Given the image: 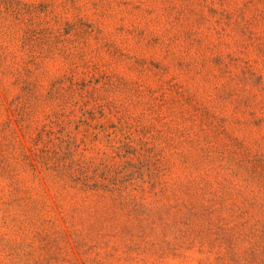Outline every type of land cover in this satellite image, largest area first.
I'll return each mask as SVG.
<instances>
[{"label":"rangeland","instance_id":"obj_1","mask_svg":"<svg viewBox=\"0 0 264 264\" xmlns=\"http://www.w3.org/2000/svg\"><path fill=\"white\" fill-rule=\"evenodd\" d=\"M0 264H264V0H0Z\"/></svg>","mask_w":264,"mask_h":264},{"label":"trees","instance_id":"obj_2","mask_svg":"<svg viewBox=\"0 0 264 264\" xmlns=\"http://www.w3.org/2000/svg\"><path fill=\"white\" fill-rule=\"evenodd\" d=\"M59 138V137H58ZM58 138H57V140H58ZM63 142V140H60V143H62ZM60 143L58 142V146H57V148L59 147V149H60ZM63 153V152H62ZM65 154H63V155H60V158L61 159H65Z\"/></svg>","mask_w":264,"mask_h":264}]
</instances>
